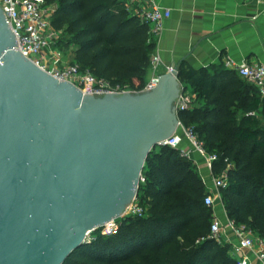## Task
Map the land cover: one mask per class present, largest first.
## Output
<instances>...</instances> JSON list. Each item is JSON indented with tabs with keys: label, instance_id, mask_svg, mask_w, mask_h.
Returning a JSON list of instances; mask_svg holds the SVG:
<instances>
[{
	"label": "water",
	"instance_id": "95a60500",
	"mask_svg": "<svg viewBox=\"0 0 264 264\" xmlns=\"http://www.w3.org/2000/svg\"><path fill=\"white\" fill-rule=\"evenodd\" d=\"M0 5V264H63L122 217L148 156L180 124L178 72L86 94L15 50Z\"/></svg>",
	"mask_w": 264,
	"mask_h": 264
},
{
	"label": "trees",
	"instance_id": "16d2710c",
	"mask_svg": "<svg viewBox=\"0 0 264 264\" xmlns=\"http://www.w3.org/2000/svg\"><path fill=\"white\" fill-rule=\"evenodd\" d=\"M56 4L53 26L76 46L75 63L97 77L141 91L155 43L150 25L120 0H45ZM178 79L196 94L195 106L178 112L207 153L217 155L214 175L228 217L264 238V96L225 64L194 69L181 64ZM138 196L144 216L120 218L113 234L94 231L63 264H238L229 246L210 237L213 211L197 167L180 150L156 146L143 169Z\"/></svg>",
	"mask_w": 264,
	"mask_h": 264
},
{
	"label": "built area",
	"instance_id": "2783aa9c",
	"mask_svg": "<svg viewBox=\"0 0 264 264\" xmlns=\"http://www.w3.org/2000/svg\"><path fill=\"white\" fill-rule=\"evenodd\" d=\"M131 1L139 5L136 15H138L143 22L149 24L150 27L159 28L163 20L171 16L170 9L160 6L158 0ZM0 5L4 8V14L9 22V27L17 38L19 46H15V50L21 51L23 55L30 58L42 69L50 72L60 81H69L86 94L132 92L131 90L133 89L128 86L124 87L108 79L97 77L91 70L82 69L81 66L74 61L67 62L63 60V55L58 45L61 33L52 23L53 16L57 9L56 4H49L45 0H0ZM160 64V57L157 55L152 56L150 67L154 74L152 78L146 82L143 90L156 88L159 84L160 75L157 74V69ZM226 66L236 70L243 79L254 84L261 95L264 96L263 64H250L247 62L236 64L233 61L227 60ZM173 70L177 71L174 66H167V72L172 73ZM192 103L193 96L182 89L176 102L177 114L180 111L190 109ZM179 129H182L184 137L193 149L206 158L207 166L212 172V166L217 159V155L207 153L195 130L193 128H186L181 120L176 132L169 138L161 141L158 146L176 148L180 150L182 156L194 163L190 156L191 151L180 148L182 139L178 132ZM212 176L213 187L215 189H209L204 198L205 204L211 208L215 206L217 200L222 199L221 189L226 188L228 185L226 173L221 175L213 174ZM144 182L145 176L143 174L141 183ZM145 212L146 210L141 206L137 194L122 217L127 215L144 216ZM120 218L111 220L101 228L108 229L106 234L117 232L119 228L118 220ZM227 228H231L234 232L237 239L236 243H233L228 238L223 239V235H225ZM210 237L219 243H228L230 245V254L237 259L238 264H251L250 253H253V255L264 264V238L253 236L252 232L246 226H239L233 221H230L228 226H224L218 217H213Z\"/></svg>",
	"mask_w": 264,
	"mask_h": 264
},
{
	"label": "crops",
	"instance_id": "0c3cea01",
	"mask_svg": "<svg viewBox=\"0 0 264 264\" xmlns=\"http://www.w3.org/2000/svg\"><path fill=\"white\" fill-rule=\"evenodd\" d=\"M120 2L136 15L139 8L137 3L131 0ZM158 3L171 11V16L164 19L159 28L150 27L151 39L155 43L152 56L157 55L161 59L157 69L160 76L168 73L167 66H174L178 71L181 64L194 69L222 63L226 65L227 60L236 64L247 62L264 65V0H158ZM153 74L150 67L146 82ZM180 84L184 90L183 84ZM184 91L193 96L192 108L196 94L190 90ZM178 132L182 139L180 148L191 151L194 163L188 160L199 170L207 191L214 190L213 174L206 158L193 149L182 129ZM212 209L213 217H218L224 226H228L231 220L222 199ZM250 231L253 236H259L257 232ZM226 238L237 242L231 228L226 229L223 239ZM226 245L230 253V245ZM250 257L251 264H262L253 253H250Z\"/></svg>",
	"mask_w": 264,
	"mask_h": 264
},
{
	"label": "rangeland",
	"instance_id": "374dc122",
	"mask_svg": "<svg viewBox=\"0 0 264 264\" xmlns=\"http://www.w3.org/2000/svg\"><path fill=\"white\" fill-rule=\"evenodd\" d=\"M60 38L62 37L63 39H66L67 40V36L65 34H62V32L60 31ZM76 46L74 45H65V43H62V45L60 46V50L62 52V55H63V60L64 61H67V62H72L75 60V49ZM133 92V90H131ZM178 100V99H177ZM177 102V101H176ZM198 173H199V170L197 169ZM200 174V173H199ZM218 202V200H217ZM213 211V209H212ZM108 231V229L106 228H101L100 229V232L101 233H106ZM92 235H90L89 239H91Z\"/></svg>",
	"mask_w": 264,
	"mask_h": 264
}]
</instances>
